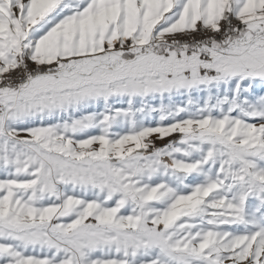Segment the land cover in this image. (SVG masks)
Masks as SVG:
<instances>
[{
  "label": "snow or ice",
  "instance_id": "1",
  "mask_svg": "<svg viewBox=\"0 0 264 264\" xmlns=\"http://www.w3.org/2000/svg\"><path fill=\"white\" fill-rule=\"evenodd\" d=\"M0 264H264V0H0Z\"/></svg>",
  "mask_w": 264,
  "mask_h": 264
},
{
  "label": "rangeland",
  "instance_id": "2",
  "mask_svg": "<svg viewBox=\"0 0 264 264\" xmlns=\"http://www.w3.org/2000/svg\"><path fill=\"white\" fill-rule=\"evenodd\" d=\"M167 142H168L167 139H165V140H159V139H157L156 140L157 146H161V145H163L164 143H167Z\"/></svg>",
  "mask_w": 264,
  "mask_h": 264
},
{
  "label": "crops",
  "instance_id": "3",
  "mask_svg": "<svg viewBox=\"0 0 264 264\" xmlns=\"http://www.w3.org/2000/svg\"><path fill=\"white\" fill-rule=\"evenodd\" d=\"M165 144V143H164ZM162 146V145H161Z\"/></svg>",
  "mask_w": 264,
  "mask_h": 264
}]
</instances>
